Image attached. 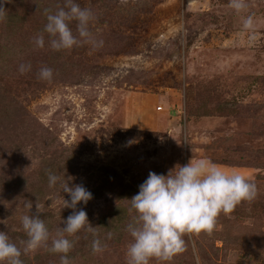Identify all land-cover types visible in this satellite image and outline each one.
<instances>
[{"label": "rangeland", "instance_id": "1", "mask_svg": "<svg viewBox=\"0 0 264 264\" xmlns=\"http://www.w3.org/2000/svg\"><path fill=\"white\" fill-rule=\"evenodd\" d=\"M76 2L93 12L90 31L103 47H50L47 14L65 0L3 5L0 231L25 233L24 215L67 219L74 210L65 207L70 196L61 185L71 177L70 187L93 194L76 210L86 211L94 229L68 238L94 232L104 250L88 258L92 252L74 243L70 264H128L129 199L150 172L167 175L207 158L245 174L256 198L222 212L211 233L185 234V251L150 264H264V0H247L241 13L229 0ZM249 15L254 27L246 30ZM70 27L76 33L75 21ZM42 33L39 48L34 38ZM22 64L31 70L21 74ZM43 67L53 70L51 81L39 78ZM49 173L61 178L55 187ZM50 248L51 240L26 254L32 264H61Z\"/></svg>", "mask_w": 264, "mask_h": 264}, {"label": "clouds", "instance_id": "2", "mask_svg": "<svg viewBox=\"0 0 264 264\" xmlns=\"http://www.w3.org/2000/svg\"><path fill=\"white\" fill-rule=\"evenodd\" d=\"M11 0H0V20L5 18V3ZM236 13L245 11L247 0H229V5ZM93 12L82 8L76 0H65V6L55 13L47 14L44 32L49 36V44L53 50H71L83 44H91L93 48L103 47L104 41L97 40L90 31ZM76 22V33L70 24ZM243 27L250 30L254 27L251 15L244 19ZM35 46L45 47V36L34 38ZM31 65H21V74L30 71ZM51 68L43 67L39 78L46 81L53 79ZM178 166V170H177ZM167 175L150 172L148 178L139 186V192L131 199V207L135 210L126 231L133 238L128 246V264H150L155 258L169 260L173 255L185 251V234L201 232L211 233L216 226L217 217L223 212L230 213L243 201H252L257 196V187L243 173L227 171L207 158L191 159L186 165H177ZM49 186L55 187L61 178L53 173L48 175ZM68 180L62 183V192L68 193L70 200H65V207L73 209V213L63 221L55 236H52L44 219L39 214L24 215L22 227L27 234L23 251L12 242L8 233L0 231V264H23L22 255L40 247H47L51 240L50 251L62 254L61 264H70L68 254L74 247L69 236H74L82 229L92 231L88 215L79 204L87 205L93 194L83 185L69 186ZM30 211L33 204L25 205ZM37 213H41L37 205ZM64 207V208H65ZM67 234V235H66ZM109 238L111 234L109 233ZM92 250L102 252L100 239H94Z\"/></svg>", "mask_w": 264, "mask_h": 264}, {"label": "trees", "instance_id": "3", "mask_svg": "<svg viewBox=\"0 0 264 264\" xmlns=\"http://www.w3.org/2000/svg\"><path fill=\"white\" fill-rule=\"evenodd\" d=\"M23 189H24V185H18L17 186V190H23ZM39 192H40V189L37 191H35V190L32 191V193H35V194H37ZM40 218L44 219L49 230L54 225H57L58 223L59 224L62 223V219H66L65 215L60 216V220H57V216H50L49 218H46L45 216L42 215V216H40ZM117 222H118V219L116 217L110 219V227H111V225H115V223H117ZM84 231H85V229H84ZM109 233L112 235L114 233L113 229L112 230L108 229V231L106 232L107 236H109ZM96 237L97 236L94 234V232H90V233H87L86 235H84L82 237L80 236V238L78 240H74V243L75 244L80 243L82 246H86V248L92 252L88 256V258H89V257H91V255L93 256L95 254V252H93V250H92V243H93V240L96 239ZM10 239L12 242L16 243L18 247L21 248V247H24V244L22 242L27 241L28 237H27L26 233H22V234H16L13 238H10ZM21 250H23V249H21ZM21 259L23 260V264H32V260H31L30 256L27 254L22 255Z\"/></svg>", "mask_w": 264, "mask_h": 264}]
</instances>
